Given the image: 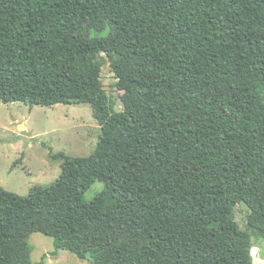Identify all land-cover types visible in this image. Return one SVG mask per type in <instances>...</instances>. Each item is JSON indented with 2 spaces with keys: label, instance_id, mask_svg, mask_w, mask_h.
I'll return each mask as SVG.
<instances>
[{
  "label": "trees",
  "instance_id": "trees-1",
  "mask_svg": "<svg viewBox=\"0 0 264 264\" xmlns=\"http://www.w3.org/2000/svg\"><path fill=\"white\" fill-rule=\"evenodd\" d=\"M0 101L87 103L100 126L46 188L0 186V264H43L33 232L91 264H253L231 208L264 235V0H0Z\"/></svg>",
  "mask_w": 264,
  "mask_h": 264
},
{
  "label": "rangeland",
  "instance_id": "rangeland-1",
  "mask_svg": "<svg viewBox=\"0 0 264 264\" xmlns=\"http://www.w3.org/2000/svg\"><path fill=\"white\" fill-rule=\"evenodd\" d=\"M100 70L102 87L112 111L123 109L126 93L117 87V78L105 54ZM21 125V126H20ZM100 126L87 103H56L28 105L25 102L0 101V186L20 195L30 196L32 187L46 188L61 172L63 152L71 156H88L97 144ZM103 188L96 181L84 192L86 202L91 201ZM231 213L238 227L251 233L253 264L264 260V235L247 227L248 206L236 201ZM32 262L43 264H91L73 252L55 249L52 237L40 232L30 234ZM259 254V255H257Z\"/></svg>",
  "mask_w": 264,
  "mask_h": 264
},
{
  "label": "crops",
  "instance_id": "crops-1",
  "mask_svg": "<svg viewBox=\"0 0 264 264\" xmlns=\"http://www.w3.org/2000/svg\"><path fill=\"white\" fill-rule=\"evenodd\" d=\"M253 248H254V249H253V252L257 250V248H256V247H253ZM257 255H259V254H257ZM259 257H260V259H259V262H258V264H264V260H263V259H261V256H259Z\"/></svg>",
  "mask_w": 264,
  "mask_h": 264
},
{
  "label": "water",
  "instance_id": "water-1",
  "mask_svg": "<svg viewBox=\"0 0 264 264\" xmlns=\"http://www.w3.org/2000/svg\"><path fill=\"white\" fill-rule=\"evenodd\" d=\"M21 126V125H20Z\"/></svg>",
  "mask_w": 264,
  "mask_h": 264
}]
</instances>
